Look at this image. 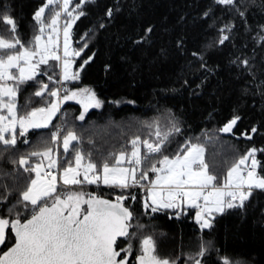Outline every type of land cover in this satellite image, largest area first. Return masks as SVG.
I'll return each instance as SVG.
<instances>
[{
  "label": "trees",
  "instance_id": "trees-1",
  "mask_svg": "<svg viewBox=\"0 0 264 264\" xmlns=\"http://www.w3.org/2000/svg\"><path fill=\"white\" fill-rule=\"evenodd\" d=\"M81 2L72 0L73 5ZM45 3L0 0V13L6 12L16 21L17 34L26 46L37 34L34 14ZM109 9L111 17L106 15ZM83 10L86 15L72 28V47L82 49L74 70L82 66L83 71L69 91L91 89L102 107L85 113L76 100L65 101L60 107L62 113L56 114L48 128L18 136L14 148L0 153V184L6 185L0 187V217L15 219L8 212L13 205L22 221L30 217V211L18 203L29 173L12 161L33 150L52 147L54 154L62 156L61 166L74 163L72 146L64 153L57 141L52 142L51 134L60 124L65 132H76L81 139L72 145L85 155V163L90 153L98 169L105 160L111 164L113 154L130 152L132 139L154 140L152 126L156 124L162 131L173 122L180 128L163 149L166 155L174 156L189 141L202 143L209 170L218 176L226 174L252 148L264 149V0H237L236 7L216 0H96L85 4ZM8 27L0 23V35L11 37ZM148 28H152L151 33L146 32ZM225 34L229 40L221 45L218 40ZM245 60L247 67L241 63ZM47 72L37 79L50 89L57 88L48 76L59 73V68ZM53 78L58 80L59 76ZM38 89L33 81L21 85V114L54 99L35 96ZM82 114L83 121L78 119ZM236 116L240 119L232 131H221ZM144 152L142 147V155ZM257 159L264 175V152H257ZM154 175L149 173V179ZM69 187L111 199L122 194L118 188L103 185ZM125 194L136 197L124 203L133 211V224L143 226L131 229L136 233L131 241L132 256L137 255L140 240L150 235L156 241L157 254L176 264H194L193 258L200 259L201 264H224L225 260L229 264H264V191L254 190L243 209L216 215L213 228L203 230L195 219L196 209L187 208V214L173 209L152 213L143 207L144 189L126 190ZM13 243L11 235L1 250ZM127 243L119 240L118 248ZM202 249L207 251L199 257Z\"/></svg>",
  "mask_w": 264,
  "mask_h": 264
},
{
  "label": "snow or ice",
  "instance_id": "snow-or-ice-1",
  "mask_svg": "<svg viewBox=\"0 0 264 264\" xmlns=\"http://www.w3.org/2000/svg\"><path fill=\"white\" fill-rule=\"evenodd\" d=\"M95 2L82 0L73 5L72 0H46L34 14L38 29L28 46L17 34L16 21L6 12L0 13V23L9 26L7 30L12 33L11 37L0 35V145L3 146L0 153L9 147L14 148L18 136H26L30 129L48 128L65 101L76 100L82 104L85 113L89 108L102 107V101L91 89H50L47 83L37 79L47 75V69L58 67L59 73L48 76L53 84L63 85L79 80L83 67L74 70V66L75 58L81 55L82 49L72 48V28L86 15L84 5ZM216 2L237 6V0ZM50 8L53 10L46 16L45 12ZM106 15L111 17L112 10L109 9ZM103 26L101 23L100 27ZM220 31L223 33L225 29ZM146 32L151 33L152 28L146 29ZM228 40L229 36L225 34L218 43L223 45ZM261 40L264 41V37ZM50 61L55 63L50 64ZM241 63L245 67L248 65L247 60ZM41 65L47 66V69L42 71ZM55 75L59 76V80L53 78ZM29 81L39 85L35 96L54 99L48 100L44 107L21 114L18 94L21 85ZM78 119L83 121L85 116L82 114ZM239 119V116L234 117L221 131L230 133ZM152 127L155 129L152 133L154 140L141 142L139 137L132 139L130 152L113 154V162L110 164L105 160L99 169L92 162L90 153L85 163V155L72 145L73 141L79 144L81 139L76 132H65L63 128L52 132L51 139L52 142L62 140L64 153L69 152L70 146L73 147L74 163L66 162L61 169L52 147L33 150L12 161L24 173H29L18 203L30 211V218L22 222L20 214L15 212V205L8 209L10 215H15L14 220L0 218V246L14 234V245L0 255V264H129L128 257L133 252L131 241L136 236L130 229L143 227L139 223L133 224V211L124 203L129 199L135 201L134 195L129 197L124 194L132 188L146 191L143 207L145 210L150 208L152 213L173 209L187 214V208L196 209L195 218L201 230L212 229L216 215H223L230 209H243L254 190L264 191V175L260 174L261 162L257 159V152H264V149L252 148L236 160L226 174L218 176L209 170L202 143L189 141L172 157L164 153L170 138L180 132L176 123L173 122L166 131H162L158 124ZM251 131L255 133L256 129ZM61 133H64L63 136ZM247 138L252 137L248 135ZM142 147L145 149L143 155ZM33 157L37 159L33 161ZM149 173L155 174L154 179H149ZM58 175L62 181L59 185ZM145 181L148 183L145 184ZM84 184L97 187L103 184L118 188L122 194L116 195L113 201L69 187ZM0 187L6 185L0 184ZM120 238L128 242L127 246L118 248ZM206 251L202 249L198 256L203 257ZM193 259L194 264H201L200 259ZM134 264L176 262L160 257L156 241L149 235L140 240ZM224 264H229V261L225 260Z\"/></svg>",
  "mask_w": 264,
  "mask_h": 264
},
{
  "label": "built area",
  "instance_id": "built-area-1",
  "mask_svg": "<svg viewBox=\"0 0 264 264\" xmlns=\"http://www.w3.org/2000/svg\"><path fill=\"white\" fill-rule=\"evenodd\" d=\"M61 42H62V36H61ZM59 80V79H58ZM74 81H68V82H65L63 85H61L60 83H56L55 85L57 86V88H62V87H67L68 89L71 87V85H72V83H73ZM61 95H63V92H61ZM62 113V111H60V113L59 114H61ZM61 117V116H60ZM60 128H63V125L62 124H60L58 127H57V129L56 130H58V129H60ZM61 136H63V133H61ZM57 143H58V148H59V150H61V148H62V140L61 141H57ZM61 154L59 153V165H61ZM48 171H51V170H48ZM145 184H147L148 183V181H145L144 182ZM139 189H141V188H139V187H137V188H132V189H129V190H139ZM125 194V193H124ZM127 195V194H126Z\"/></svg>",
  "mask_w": 264,
  "mask_h": 264
},
{
  "label": "water",
  "instance_id": "water-1",
  "mask_svg": "<svg viewBox=\"0 0 264 264\" xmlns=\"http://www.w3.org/2000/svg\"><path fill=\"white\" fill-rule=\"evenodd\" d=\"M99 196H101V195H99ZM101 197L104 198V199H109V200H113V201L115 200V199H111V198H108V197H105V196H101ZM125 206H126V205H125ZM85 207H86V206H85ZM126 207H127V206H126ZM0 218H2V217H0ZM29 218H30V217H29ZM13 220H14V219H13ZM21 221H22V220H21ZM24 221H25V220H24ZM24 221H22V222H24ZM130 232H131V229H130ZM13 236H14V234H13ZM121 239H123V238H120L119 240H121ZM119 240H118V241H119ZM6 241H7V239H6ZM5 243H6V242H5ZM4 245H5V244H4ZM4 245L0 246V250L3 248ZM13 245H14V243H13L11 246H13ZM11 246H10V247H11ZM8 248H9V247H8ZM8 248H7L6 250H4L0 255H3V253L6 252V251L8 250ZM121 255H123V252L121 253ZM131 257H132V256L128 257L129 262H130V260H131Z\"/></svg>",
  "mask_w": 264,
  "mask_h": 264
},
{
  "label": "rangeland",
  "instance_id": "rangeland-1",
  "mask_svg": "<svg viewBox=\"0 0 264 264\" xmlns=\"http://www.w3.org/2000/svg\"><path fill=\"white\" fill-rule=\"evenodd\" d=\"M73 48V47H72ZM90 109V108H89ZM52 122H53V120H52ZM52 124V123H51ZM47 136L46 135H42V138H46ZM58 153V152H57ZM55 156H56V158H57V161H58V164H59V158H58V155L55 153ZM44 163L45 164H47V160H45L44 161ZM61 166V165H60ZM63 166H66V164H64ZM63 166H61V169H62V167ZM52 171V170H51ZM81 179H82V177H81ZM57 180H58V185L60 184V183H62V181L60 180V176L58 175V177H57ZM74 186V185H73ZM197 211V210H196ZM196 219V218H195Z\"/></svg>",
  "mask_w": 264,
  "mask_h": 264
},
{
  "label": "flooded vegetation",
  "instance_id": "flooded-vegetation-1",
  "mask_svg": "<svg viewBox=\"0 0 264 264\" xmlns=\"http://www.w3.org/2000/svg\"><path fill=\"white\" fill-rule=\"evenodd\" d=\"M84 207H85V206H84ZM85 208H86V207H85ZM9 231H10V230H9ZM5 244H6V243H5ZM4 246H5V245H4ZM4 246H3V248H4ZM3 248H2V249H3ZM3 251H4V250H1L0 254H1ZM123 255H124V253H123ZM123 255H122V256H123ZM136 256H137V255L131 257V260H130L129 264H134V261H135Z\"/></svg>",
  "mask_w": 264,
  "mask_h": 264
},
{
  "label": "crops",
  "instance_id": "crops-1",
  "mask_svg": "<svg viewBox=\"0 0 264 264\" xmlns=\"http://www.w3.org/2000/svg\"><path fill=\"white\" fill-rule=\"evenodd\" d=\"M45 65H41V70L43 71V70H45L46 69V66L44 67ZM31 81H29V82H27L26 84H28V83H30ZM25 85V84H24ZM82 90V89H81ZM76 91H80V90H76ZM18 96H19V94H18ZM60 110H61V108H60ZM60 112V111H59ZM30 130H32V129H30ZM29 130V131H30ZM101 185H103V184H101ZM104 186V185H103Z\"/></svg>",
  "mask_w": 264,
  "mask_h": 264
}]
</instances>
